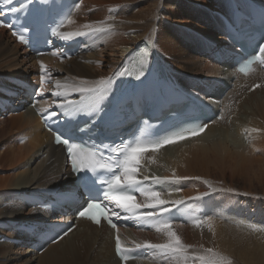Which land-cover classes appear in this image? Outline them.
Listing matches in <instances>:
<instances>
[{
    "label": "bare ground",
    "instance_id": "6f19581e",
    "mask_svg": "<svg viewBox=\"0 0 264 264\" xmlns=\"http://www.w3.org/2000/svg\"><path fill=\"white\" fill-rule=\"evenodd\" d=\"M247 1L264 10V0H79L59 31L88 32L86 25L105 31L68 40L54 37L59 48L80 40L78 53L69 60L51 54L35 58L0 28V264H119L113 251L117 229L74 221L68 212L51 213L31 204L49 200V192L74 188L64 151L53 144L37 114L60 102L52 96L63 90L57 81L91 84L113 76L123 71L127 52L146 39L154 41L149 69L157 63L170 81L167 87L197 96L215 119L199 136L139 155L140 179L188 178L163 183L149 179L143 189L160 192L163 200L185 201L177 211L180 220L172 226L191 247L179 257L148 250L127 264H193V257L206 255L207 248L214 250L217 264H264V72L258 65L244 76L235 71L237 48L223 24V18H231L232 4L245 10ZM225 50L230 55L222 56ZM214 51L221 62L215 61ZM39 62L49 83L44 84L43 99L31 106L30 97L39 96ZM20 83L36 91L29 95ZM202 193L209 195L189 199ZM135 198L146 202L142 192ZM194 220L209 223L196 226ZM62 224L73 230L37 251L38 234ZM118 233L128 247L168 239L155 223L137 230L132 221L118 226Z\"/></svg>",
    "mask_w": 264,
    "mask_h": 264
},
{
    "label": "snow or ice",
    "instance_id": "6c2138e0",
    "mask_svg": "<svg viewBox=\"0 0 264 264\" xmlns=\"http://www.w3.org/2000/svg\"><path fill=\"white\" fill-rule=\"evenodd\" d=\"M14 0H0V3L10 6L8 11L13 14H18L21 11H30L31 5L34 0H27V3L20 2L19 7L12 6ZM40 3H47V0H40ZM79 7V5H77ZM111 11V10H110ZM0 15H4L3 10H0ZM0 27H11L0 21ZM89 28L88 32L76 31L73 33H64L59 31V28H52V35L62 40L71 38H82L88 35H95L105 31L103 28ZM24 31L28 29L24 26ZM21 44H26L28 41L23 34L13 32ZM229 38L238 43L236 37L228 33ZM260 41H264V36L260 37ZM139 48V46H137ZM154 47V41L146 39L144 50L139 51L137 55L136 50L127 52L124 57L123 71H116L113 76L102 78L93 83L81 81L79 84H61L56 82L58 89L62 91H53L52 96L57 98L60 102L55 105L52 111L40 113L41 118L55 119L60 122H71L77 120L79 116H85L87 119L83 123V127H79L78 131L81 134L88 133L89 138L92 134H98L99 130L103 128L105 133L114 132L116 127V114L121 110L122 95L115 87L120 78L131 77L136 81L143 83L147 78L150 67V58L152 52L150 49ZM243 47V45H241ZM258 48V52L255 49ZM254 55L249 58L243 67L240 68L241 72L247 71L253 61H259L264 64V43L257 41L253 45ZM52 56L60 55L62 58L64 53L52 52ZM222 56L230 55L228 50L221 52ZM40 69V89L36 92L37 95L42 96L45 84L46 67L44 63L39 62ZM50 75V73H49ZM261 85H254L253 88L260 87ZM72 94H77L78 99L70 98ZM178 99L187 100L193 107L198 109L202 105V101L197 96L179 97ZM110 105L111 108H106L104 105ZM207 127V124L201 122L196 125L182 127L179 131H173L170 134L164 135L158 140L149 145H141L137 143L134 147L120 151L118 149H110V153L115 155L105 156L104 149H109V146L101 143L100 146L89 149L82 147L80 143L75 142L76 137L68 135L61 130H53L55 143L62 145L66 148V163L70 165L71 171L77 177V190L82 189L86 194V199L77 206V214L79 218H86L92 223L99 225L102 220L106 221L113 229H117V234L114 237L115 241V254L121 258L122 261H127L133 257V253L139 250H153L159 251L162 255L168 256H183L187 246L182 243L181 238L173 230L172 220L174 217L171 215L173 209L179 211V206L184 205L185 201L175 200L167 201L160 199L161 193L155 190H144L141 185L151 179L154 183L174 182L187 177H178L173 174L172 177H158L143 175V178H138L137 168L139 167L138 156L145 148H150L155 151L162 145L174 143L176 139H183L187 135H196L202 133ZM121 157H123L121 159ZM102 171H106L111 176L107 180L108 190L103 193L107 197V203L101 201L100 186L97 183L98 177ZM140 190L146 197V202L137 203L135 192ZM231 191V190H229ZM115 193V194H113ZM209 193H202L197 197L189 199H202ZM114 205V207H111ZM93 209L99 210V215L93 214ZM135 219L138 227L152 225L155 222L156 231L163 230L168 237L165 243H134V247H128L122 244L121 237L118 233V226L116 221ZM193 223L199 226L201 223H209L207 220H194ZM71 230V229H69ZM65 235L67 233H64ZM201 248L203 246L201 245ZM206 255L193 257V264L197 260L200 264H217L216 254L212 248L204 249Z\"/></svg>",
    "mask_w": 264,
    "mask_h": 264
},
{
    "label": "rangeland",
    "instance_id": "374dc122",
    "mask_svg": "<svg viewBox=\"0 0 264 264\" xmlns=\"http://www.w3.org/2000/svg\"><path fill=\"white\" fill-rule=\"evenodd\" d=\"M142 6V5H141ZM215 52V51H214ZM17 97V96H16ZM16 97L12 99L11 104H14L16 102ZM17 109V108H16ZM10 243V242H9Z\"/></svg>",
    "mask_w": 264,
    "mask_h": 264
}]
</instances>
